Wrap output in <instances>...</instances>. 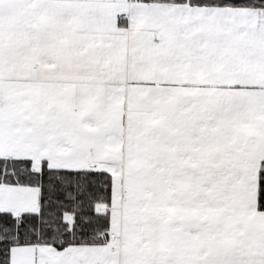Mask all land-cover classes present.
Returning <instances> with one entry per match:
<instances>
[{
    "label": "snow or ice",
    "instance_id": "1",
    "mask_svg": "<svg viewBox=\"0 0 264 264\" xmlns=\"http://www.w3.org/2000/svg\"><path fill=\"white\" fill-rule=\"evenodd\" d=\"M0 264H264V0H0Z\"/></svg>",
    "mask_w": 264,
    "mask_h": 264
}]
</instances>
